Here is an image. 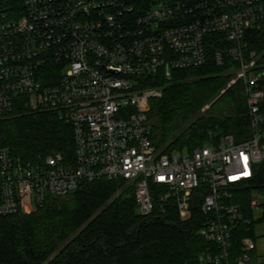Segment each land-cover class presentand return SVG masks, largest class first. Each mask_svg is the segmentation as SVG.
<instances>
[{
  "label": "built area",
  "instance_id": "1",
  "mask_svg": "<svg viewBox=\"0 0 264 264\" xmlns=\"http://www.w3.org/2000/svg\"><path fill=\"white\" fill-rule=\"evenodd\" d=\"M192 1V2H191ZM137 0H22L17 16L0 5V120L18 108L55 113L69 124L70 156L55 153L35 164L0 144V217L30 214L46 198L82 183L122 180L140 215L194 218L197 235L215 244L200 262L220 264L239 223L249 225L233 190L264 161V62L251 48L264 35V0L156 2L134 14ZM215 61L241 81L249 114L242 141L220 137L191 151H162L151 141L149 102L174 70ZM251 206L256 209V202ZM256 242L241 240L238 264Z\"/></svg>",
  "mask_w": 264,
  "mask_h": 264
},
{
  "label": "trees",
  "instance_id": "2",
  "mask_svg": "<svg viewBox=\"0 0 264 264\" xmlns=\"http://www.w3.org/2000/svg\"><path fill=\"white\" fill-rule=\"evenodd\" d=\"M175 1L189 2L137 0L134 14L156 2ZM0 5L17 16L22 0H0ZM218 38H210L206 64L174 70L168 81L160 75L145 80L143 86L162 87L147 113L156 148L191 151L225 135L238 142L248 137L243 84L231 83L227 66L216 64ZM251 48L264 62V35H257ZM0 144L32 164L55 153L67 157L73 149L71 126L55 113L18 108L0 120ZM252 189L264 194V161L249 182L233 190V202L251 223L237 225L229 254L220 264H238L243 238L256 242L254 227L264 222V201L256 202L261 215L255 219ZM206 251L214 253L217 247L197 235L194 218L180 219L170 205L163 215L158 210L151 217L140 215L133 188L118 179L82 183L67 195L46 198L33 213L0 217V264H204L200 256ZM247 264H264V255L254 249Z\"/></svg>",
  "mask_w": 264,
  "mask_h": 264
},
{
  "label": "rangeland",
  "instance_id": "3",
  "mask_svg": "<svg viewBox=\"0 0 264 264\" xmlns=\"http://www.w3.org/2000/svg\"><path fill=\"white\" fill-rule=\"evenodd\" d=\"M251 193L255 202L261 203L262 201H264V194H262L261 189H252ZM260 215L261 212L259 208L255 209L254 218L257 219L260 217ZM254 232L255 236L257 237L256 249L261 255H264V222L256 224V226L254 227Z\"/></svg>",
  "mask_w": 264,
  "mask_h": 264
}]
</instances>
